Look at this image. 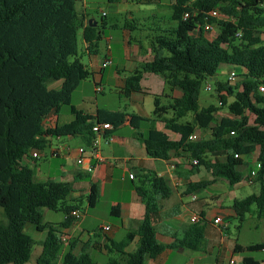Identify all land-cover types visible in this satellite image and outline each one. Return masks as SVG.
<instances>
[{"label":"trees","instance_id":"obj_1","mask_svg":"<svg viewBox=\"0 0 264 264\" xmlns=\"http://www.w3.org/2000/svg\"><path fill=\"white\" fill-rule=\"evenodd\" d=\"M133 1L141 6L161 3V0ZM170 10L174 26L152 39L153 60L125 79L120 96L140 92L142 73L161 75L169 91H181V97L171 99L168 105H159L158 98H154L153 116L180 138L172 141L162 135L156 140L142 139L150 158L167 160L173 153H183L196 159L198 166H203L213 177L223 178L233 186L241 180L238 171L241 157L257 153L259 194L234 201L232 209L240 223L252 207L261 219L264 217V95L257 88L264 79V45L255 34L256 29L264 28V0H171ZM213 10L229 20L209 18L208 13ZM193 11L197 14L183 20L184 13ZM206 19L218 27L212 40L203 35ZM83 21V15L76 10V0H0V209L6 220L0 223V264L28 263L34 247V241L25 231L28 225L39 232L46 230L36 264H55L60 256L61 264H96L84 250L74 254L76 241H69L64 252L60 238L61 229L79 220L71 212L79 210L84 197H72V183L37 182L33 170L20 165L21 159L32 157L33 152H44L50 138H78L89 147L94 138L92 127L97 123L111 125L114 115L103 119L99 114L89 115L71 105L74 90L90 77L78 55V34L81 30L85 51L95 55L105 25L104 20L95 27L94 21L87 25ZM195 30L199 31L198 35L191 36ZM238 32L240 37H236ZM220 65L240 67L241 81L237 86L227 81L216 82L218 105L199 108L202 83L212 79ZM51 84H59V88H51ZM231 97L233 100L228 102ZM62 106H68L72 120L46 128V116L57 113ZM222 108L227 109L229 116L216 120L215 115ZM168 112L172 113L171 117H164ZM188 115L190 122H179ZM250 116L252 124H249ZM195 130L209 131V137L189 140ZM214 154L221 159L215 156L210 161L208 156ZM81 177L90 178L88 173ZM139 180L135 191L144 205V216L136 230L105 247L109 253L120 256L107 264H143L145 257L154 259L167 248L194 250L203 238L202 229L197 228L187 244L159 243L154 227L159 216L158 201L167 199L171 191L151 171H142ZM206 185L207 182L199 183L193 188ZM85 199L88 209L97 205L96 184L90 183ZM43 209L61 213L65 219L57 225L44 224ZM118 210V206L112 207L111 215L116 216ZM134 237H138L135 250L124 252ZM234 250L236 253L262 251L264 243L236 245ZM242 264L262 263L243 257Z\"/></svg>","mask_w":264,"mask_h":264},{"label":"crops","instance_id":"obj_2","mask_svg":"<svg viewBox=\"0 0 264 264\" xmlns=\"http://www.w3.org/2000/svg\"><path fill=\"white\" fill-rule=\"evenodd\" d=\"M129 1L133 6H141L137 5L133 0H119L118 2L106 0V3L103 5L91 0H76V10L83 15L84 25L90 24L89 21H94L97 26L102 23V20L105 21L101 40L104 39L107 44L111 43L115 38L111 32L118 30L121 31L123 38L120 46V58L117 59L114 56L112 48H108V51H106L101 60H98L96 57L98 52L95 55H89L85 51L86 45L82 40L84 49L81 54L86 55L89 60L87 65L82 64L87 67L90 77L82 81L78 88L81 84L87 86L85 84L91 79L94 92L96 85H100L103 88L102 92H95L96 94H103L104 87L107 86L110 87L112 93L116 94L120 102L118 106H115L116 108L108 109L105 106H99L96 99L90 103L89 100L91 98L83 96V105L75 106L76 108L89 115L95 116L99 114L103 119H109V116H107L109 114L114 115V118H111V129L108 131V134L112 137V142L102 144L98 151L103 161L98 164H95L94 161L91 162L93 166L91 171L87 170V164L81 166L75 164L76 167L69 170L67 174L62 171L63 176H61V179L63 180L60 181L51 178L41 180L72 183L74 189L73 198L85 197L88 194L90 183H94L99 189V201L90 210L94 212L101 202L110 207V210L115 206H118L119 210L115 212L116 216H114L115 220L113 223L109 222V224H104V219L97 217L93 212L90 215L82 214L79 220L69 228L61 229V236L67 237L69 241L77 242L74 250L75 255H79L82 250L87 252L91 258L92 252H98L102 255L108 254L109 252L105 247L110 246L111 242L122 240L128 232L136 230L139 222L142 220L145 208L136 194L135 188L140 185L139 174L142 171L143 173L151 171L157 177L162 178L171 191L167 199L158 201L159 216L154 221L157 241L165 246L173 245L176 241L187 244L194 238L197 228L202 229L203 238L194 250L167 248L154 259L145 257L143 264H222L224 260L225 264H230V261L233 262L232 264H236L235 254L241 253L235 252V246H247H242L238 244L237 240L229 238L227 221L237 219L232 209L234 201H241L251 195L259 194L261 184L256 179L252 183L248 182L249 174L255 168L257 153L241 157L242 165L238 168V171L242 175L241 180L233 186L223 178L213 177L203 166L193 165L192 159L183 153H173L167 160L153 159L147 155L142 145V139L149 138L156 140L159 136L165 135L172 141L179 140L180 136L178 134L167 130L162 120L156 119L153 116V110L155 97L158 98L159 105H168L171 99L181 97V91L179 89L169 91L161 75L142 73L139 83L140 92L132 93L128 97L120 96L125 79L138 71L145 63L151 62L154 57L151 50L153 38L150 41L147 40V45L144 46L142 44V38L145 37L143 34H140L139 38L130 37L131 31L141 32L148 29L145 28L144 24H140L141 18L136 17L132 12L124 11V15L131 22H126L123 27L118 23V17L121 15L118 6ZM154 6L162 7L163 4L160 3ZM166 6L170 10L171 0ZM109 11L113 14H109ZM158 19L161 18L154 17L155 21ZM173 26L174 23L164 29L157 27L154 31L162 32ZM79 33H81V30ZM198 33L199 31L195 30L190 34L197 36ZM207 33L203 32L206 39L212 40L215 38H210ZM106 57L111 59L112 64L102 69L101 64ZM104 81L106 84H104ZM51 88H59V84ZM87 103L90 105L85 106ZM171 115L172 113L168 112L164 117L170 118ZM71 120V115L62 117L59 115V111L57 113L51 112L44 119V126L51 128L56 123L64 124ZM206 132L208 131L195 130L192 134L193 141L206 138ZM80 146L85 145L78 138H50L48 145L49 155L53 158H58L62 154L68 155L71 151V158L76 161L75 150ZM54 150L58 152L57 155H52ZM43 154L44 152L40 154V158ZM209 156H212L214 159L218 155ZM213 159L209 160L213 161ZM34 161L32 157L26 156L21 159L20 165L31 168ZM87 173L90 176L89 179L81 177L82 174ZM131 173L134 176L133 179L129 178V174ZM35 176L36 174L34 173ZM135 181L137 185L134 183ZM206 182L207 185L205 187L194 190L193 185ZM206 208L208 209V213H206ZM253 210L254 207L250 211L253 212ZM194 215L200 217L199 222H191V217ZM88 218L91 222H88L87 228H83ZM217 218L221 220L222 225L213 223ZM64 219L65 217L62 214V217L57 219L56 223L48 222V224L57 225ZM261 219H264V217ZM95 225H97V228L94 229ZM104 227H107L108 231H104ZM88 228L90 230H87ZM30 237L34 241V247L29 261H31L30 264H36V259L42 251L46 230L39 232L34 228L33 234ZM137 242L138 237H134L124 252H133L137 246ZM36 245L39 248L37 254L33 257ZM77 249H79V252H77ZM214 252L216 253V259L212 263L208 260ZM112 254L115 257L114 259L120 258L116 253ZM259 263L264 264L263 261Z\"/></svg>","mask_w":264,"mask_h":264},{"label":"rangeland","instance_id":"obj_3","mask_svg":"<svg viewBox=\"0 0 264 264\" xmlns=\"http://www.w3.org/2000/svg\"><path fill=\"white\" fill-rule=\"evenodd\" d=\"M93 2H97L100 5H103L106 3V0H91ZM170 0H161V3L163 4L162 7L159 6H133L130 4V1L128 3L120 4L118 6L119 12L121 15L118 17V23L121 25V27L124 26L126 22H131L126 18V15L124 11L127 12H132L136 17L141 18L140 24H144L145 28H148L146 31H131L130 32V37L131 38H139L140 34H143L142 38V44L144 46L147 45V40L150 41V39L154 38L157 35H161L162 33L155 30L157 27L160 29H164L166 27H170L172 25V21L170 19V10L167 8L166 5H168ZM221 13V12H220ZM109 14H113L111 11H109ZM160 17L161 19L154 20V17ZM148 18V19H146ZM109 19V17H108ZM143 19V20H142ZM224 16L220 15V18L216 20H223ZM152 30V31H149ZM256 36L260 38L262 45H264V28H258L256 29ZM112 35H114V40L111 43H106L104 39H102L99 43V50H98V55L96 56L98 60H101L104 57V54L106 51H108V48H112V51L114 53V56L118 59L121 56V51H120V46L122 44L123 38H122V33L120 30L118 31H112ZM197 33V32H196ZM218 33V27L216 25H213V29L207 33V35L210 38H213L217 35ZM192 36V34H190ZM83 42L81 39V33L78 35V53L81 57V62L85 65L89 63L88 57L86 55H82L81 53L83 52ZM116 61V60H114ZM230 71H234L236 74V78L234 81H231L228 83L231 86H237L240 81L241 77L240 75L242 74V69L240 67L236 66H228V65H220L219 68L217 69L216 74L212 79H207L202 83L201 90H200V95L198 99V106L199 108L207 107L209 105H218V98L215 93V83H224L227 81V77ZM228 82V81H227ZM104 84L105 81H104ZM58 84H51L50 87H56ZM81 86L79 88H76L74 92L72 93L71 96V105L73 106H82L83 105V96H89L91 99L89 100L90 103L95 101V99L98 101L99 106H105L106 108H114L115 106H118L119 100L116 96V94L112 93L110 87L105 86L104 87V93L103 94H96L93 91V82L91 79L88 80L87 86ZM207 85H210L211 90L207 91L205 87ZM83 87V88H82ZM233 100V97L228 99V102H231ZM123 101V100H122ZM90 104L87 103L85 106H89ZM116 108V107H115ZM68 106H62L59 110V115L60 116H65L69 115L68 112ZM229 116V113L226 108H222L221 110L218 111V113L215 115L216 120H219L221 117ZM190 115L186 116L185 118L181 119L179 122L180 123H186L190 122ZM253 123V117L250 116L249 119V124ZM206 138L209 136V131L206 132ZM71 151L68 155L62 154V156L58 158H53L49 155V149L47 148L44 151V154L41 158L37 159L34 161L32 164V169L34 173L36 174V181L37 182H42L46 178H51V179H56V180H63L61 179V176H63L62 171H64L65 174L68 173L69 170H72L76 167V161L75 159L71 158ZM218 158L221 159V156H217ZM209 159H213L212 156H208ZM76 164V165H75ZM79 166V165H78ZM43 179V180H41ZM86 180V179H84ZM45 182V181H43ZM137 185V182H134ZM258 187V186H257ZM81 207H79V210L81 214L83 215H90L93 211L88 209L87 207V202L85 197L82 199L80 202ZM206 213L207 208L205 209ZM110 207L105 205L103 202H101L96 210H94L93 213L97 217L103 218L105 223L104 224H109L113 223L115 220L114 216L110 215ZM253 212L246 214L245 219L242 223L239 222L238 219H231L228 220V231H229V238L237 240L238 244H241L242 246H250L253 244H260L264 243V219L259 220L257 218L256 213ZM42 215H43V223L47 224L49 223H56L57 219L62 217L61 213L53 212L50 210L43 209L42 210ZM5 217L3 215L2 210L0 209V223H5ZM88 222L90 223L91 220L88 218L87 222L83 225V228L88 227ZM97 225H95L94 229L97 228ZM33 227L28 225L25 228V231L28 235L33 234ZM87 230H90L89 228ZM68 244V243H67ZM67 244L65 246L64 252L67 249ZM38 245L35 246L34 249V255L33 257L37 254L38 251ZM77 252H79V249H77ZM242 257H250L254 259L255 261H263L264 262V251H254V252H244L241 254H235V262L236 264H242ZM92 258L93 260L98 263V264H107V262L110 259H114V255L112 253H108L106 255H102L101 253L98 252H92ZM61 256L60 258L57 259L55 264H61ZM216 259V253L214 252L213 255H211L210 259L208 261H211L212 263L215 262ZM31 261L28 262L30 264ZM222 264H225V260L222 262Z\"/></svg>","mask_w":264,"mask_h":264},{"label":"built area","instance_id":"obj_4","mask_svg":"<svg viewBox=\"0 0 264 264\" xmlns=\"http://www.w3.org/2000/svg\"><path fill=\"white\" fill-rule=\"evenodd\" d=\"M197 14V11H193L192 13H189V12H186L184 13L183 15V20L189 18L191 15H196ZM220 11L218 10H213L211 11L210 13H208V16L209 18H213V19H218L220 18ZM223 15V14H222ZM224 16V19L223 20H229V18L225 15ZM199 27V25H198ZM213 29V24H211L208 19L205 20V23H204V26H203V31L204 32H210L211 30ZM236 37H240V33L238 32L236 34ZM112 64V61L110 58L106 57L104 59V61L102 62L101 64V68L104 69L108 66H110ZM236 78V74L234 72H230L229 75H228V78H227V81L228 83H230L231 81H234ZM205 89L207 91L211 90V87L210 85H207L205 87ZM103 91V88L100 86V85H96L95 87V92L96 93H100ZM257 92L261 95H264V79L263 81L258 85V88H257ZM111 129V125L107 124V123H97L95 124L93 127H92V131L94 133V138L90 144L89 147H86V146H80L78 147L76 150H75V153H76V164L81 166V165H84V164H87L88 165V168L87 170L88 171H91L92 170V165H91V162L94 161L95 164H98L100 162L103 161L102 157L99 155V148L102 144H109L112 142V137L108 134V131ZM189 140L193 141L194 138H193V135H191L189 137ZM58 152L56 150L53 151L52 155H57ZM32 157L33 158H40V153L35 151L32 153ZM235 158H240V156H236L235 155ZM192 164L193 165H198V162L196 159H192ZM260 169V164L259 163H255V168L254 170H252L249 174V183H252L256 178H257V174H258V171ZM133 174H129V178L130 179H133ZM71 215L77 219H79L82 214L80 212V210H74L71 212ZM200 221V217L197 216V215H194L191 217V222L192 223H197ZM214 224L216 225H222V222L220 219H215L213 221ZM104 231H108V228L107 227H104ZM61 241L64 243V244H67L68 243V239L67 237L65 236H61ZM233 262L230 261V264H232Z\"/></svg>","mask_w":264,"mask_h":264},{"label":"water","instance_id":"obj_5","mask_svg":"<svg viewBox=\"0 0 264 264\" xmlns=\"http://www.w3.org/2000/svg\"><path fill=\"white\" fill-rule=\"evenodd\" d=\"M89 23H90V21H89ZM92 26L95 27L96 26V23H94Z\"/></svg>","mask_w":264,"mask_h":264}]
</instances>
